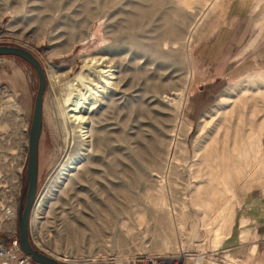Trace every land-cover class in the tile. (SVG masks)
<instances>
[{"label": "rangeland", "instance_id": "obj_1", "mask_svg": "<svg viewBox=\"0 0 264 264\" xmlns=\"http://www.w3.org/2000/svg\"><path fill=\"white\" fill-rule=\"evenodd\" d=\"M245 1L242 16V0H0V44L30 50L47 74L38 206L29 218L40 250L66 264H139L140 255L172 253L186 257L181 264H237L227 250L245 238L253 197L264 195V58L253 52L242 62V45L264 39V0ZM109 51L113 82L98 84L104 94L84 113L87 126L118 138L98 156L79 129L68 135L63 114L89 59ZM35 88L27 64L0 56V239L11 227L4 207L23 190ZM147 142L155 154L139 170ZM83 163L90 172L67 187ZM122 174L136 181L133 201L120 197L109 218L106 181Z\"/></svg>", "mask_w": 264, "mask_h": 264}, {"label": "bare ground", "instance_id": "obj_2", "mask_svg": "<svg viewBox=\"0 0 264 264\" xmlns=\"http://www.w3.org/2000/svg\"><path fill=\"white\" fill-rule=\"evenodd\" d=\"M175 26V25H174ZM172 27V26H171ZM170 29V28H169ZM177 29V28H176ZM175 30V29H174ZM174 30L170 31V35L172 33H174ZM164 32V31H163ZM168 32V31H167ZM176 32V31H175ZM71 34V33H70ZM174 35V34H173ZM172 36V35H171ZM175 36H177L175 34ZM174 36V37H175ZM164 37V36H163ZM178 37V36H177ZM68 39H72V34L68 37ZM161 39V38H160ZM159 39V40H160ZM163 39V38H162ZM168 39V38H167ZM170 39V38H169ZM173 39V38H172ZM180 39V38H179ZM171 40V39H170ZM178 40V39H175ZM166 41V40H165ZM161 42V40H160ZM175 42V41H174ZM173 42V44H174ZM177 43V41H176ZM158 46V44H157ZM156 46V47H157ZM159 49V48H158ZM156 50V49H155ZM110 51L108 52L107 56L103 53L101 55H99L96 58H90L88 61V64H86V67L88 68V71L85 72L82 75H79L77 77V81L74 85H72L73 88L71 95L68 97L67 99V106H66V111H64L63 114V123H64V128L66 130V132L69 135V130L71 128H73V130L75 129H79V132L81 134L80 136V140H82L81 144L84 145L85 142L89 141V148L98 154V156H100V154L105 151V149H108L109 151V144L112 141H117L116 138V134H112L109 132H106V129H104V127L102 126L100 129L97 128V130L94 127H89L87 126V121L88 119H90L88 116H86L85 110L88 107V105L92 104L94 101H97L98 97H101L104 94V87L103 85L107 84L109 85L111 83V81L113 80V78L115 77V68H116V59L114 60L113 57H110ZM47 76V74H46ZM80 81V82H79ZM113 82V81H112ZM102 83L103 85H98ZM163 97H166L163 96ZM168 97V96H167ZM167 99V98H166ZM164 98V100H166ZM168 100V99H167ZM171 101V100H169ZM173 103V102H172ZM111 108H114V105H111ZM75 128V129H74ZM157 131V130H156ZM155 135V134H154ZM158 135V134H157ZM142 136V135H141ZM141 136H138V139H142ZM156 136V135H155ZM119 137V136H118ZM157 137V136H156ZM122 138V137H121ZM124 138V137H123ZM118 139V138H117ZM150 139V138H149ZM153 138H151L152 141ZM161 139V138H160ZM123 140V139H122ZM143 140V139H142ZM120 141V140H119ZM154 141V140H153ZM80 143V142H79ZM152 143V142H151ZM158 143V141H157ZM114 144V143H113ZM112 144V145H113ZM156 144V143H155ZM129 146V145H128ZM132 146V144H131ZM144 146V145H143ZM162 147V145H161ZM117 147H111V150H116ZM144 148V147H142ZM154 148H156V146H154ZM158 148V147H157ZM161 149V148H160ZM130 151V150H129ZM138 151V150H137ZM159 151V150H158ZM114 152V151H113ZM139 152V151H138ZM118 153V152H117ZM130 153V152H129ZM154 150L152 147L149 146V143L147 142L144 151L142 153V156L138 158V165L140 166L141 169L139 170H144V165H143V159L144 157L150 159L151 156H153ZM102 155V154H101ZM132 155V154H131ZM130 155V156H131ZM140 155V152H139ZM133 156V155H132ZM116 157V156H115ZM134 157V156H133ZM135 158V157H134ZM111 161H109V167L113 165V158L110 159ZM115 160V166L117 167V161L116 158ZM129 160V159H128ZM133 160V159H132ZM89 161V160H88ZM131 161H129L130 163ZM136 162V160H135ZM128 163V164H129ZM71 164H73V162H70L66 165V167L63 168V175L67 174L69 171L68 169H70ZM87 164V163H86ZM85 163L82 164V166L80 167V172L77 173L76 175H74L73 177L68 179V185L67 187L70 188V186L77 182H81L82 181V176L85 175L86 173L88 174V172H90L88 169V167L86 166ZM93 164V162L91 163ZM133 164V163H132ZM130 165V164H129ZM134 165H136L134 163ZM89 166V165H88ZM131 173L132 172V168L131 165L129 166ZM134 168V166H132ZM137 167V166H136ZM108 168V167H107ZM109 169V168H108ZM130 170L127 167H123V171H126L128 173V175H131ZM68 171V172H67ZM111 171V169H110ZM135 171V170H134ZM65 172V173H64ZM67 172V173H66ZM136 172V171H135ZM140 172V171H139ZM138 172V173H139ZM92 173V172H91ZM144 173V171L142 172ZM96 174V173H95ZM113 174V172L111 173ZM142 175V174H141ZM145 175V174H144ZM88 177V176H87ZM90 177V176H89ZM130 177V176H128ZM127 176L122 174L121 180L119 181V183H114L111 181H106V188H108V192H107V196L106 198H104L105 200H101L106 202L107 199V207L105 206L104 208L100 205L98 206V208L101 209L103 211H107L108 214L107 215H112L113 212H117L118 210V200L124 198L125 200H130L131 198H133L132 196V192H133V185H132V180L133 176L131 179H128ZM136 177V176H135ZM138 177V175H137ZM145 177V176H143ZM91 178V177H90ZM89 178V179H90ZM142 179V178H141ZM140 180V179H139ZM84 182V181H83ZM88 182V181H87ZM91 182V180H90ZM94 182V181H93ZM92 182V183H93ZM86 183V182H84ZM83 183V184H84ZM136 183V181H135ZM82 184V183H81ZM87 185V183L85 184ZM94 185V184H93ZM75 186V185H74ZM101 186V185H100ZM73 187V186H72ZM136 187V186H135ZM102 189V188H101ZM72 190V189H71ZM74 191V190H72ZM78 192V191H76ZM99 192V191H98ZM136 192V191H135ZM75 194V191L73 192ZM84 193V192H83ZM86 194V193H85ZM84 194V195H85ZM100 196L101 193L99 192ZM87 196V195H86ZM73 197V196H72ZM102 197V196H101ZM122 197V198H120ZM138 197V196H137ZM77 198V197H76ZM86 198V197H85ZM133 201V200H130ZM162 201V200H160ZM123 203V202H122ZM138 203V202H136ZM161 203V202H160ZM120 205V204H119ZM122 205V204H121ZM124 205V204H123ZM162 205V204H161ZM85 207V206H84ZM131 207V204H130ZM121 208H124L121 206ZM150 208V207H149ZM148 208V210H149ZM88 209V208H86ZM99 209V210H100ZM89 211V210H88ZM151 211V210H150ZM152 212V211H151ZM150 212V213H151ZM152 214V213H151ZM81 215V213L79 214ZM83 215V214H82ZM108 216L109 218L111 217ZM115 215V214H114ZM87 218V217H86ZM112 219V218H111ZM109 220V219H107ZM87 221V219H86ZM90 222V220H88ZM108 222V221H107ZM88 223V222H87ZM70 224V223H69ZM70 226V225H69ZM90 226V225H89ZM103 226V225H102ZM215 239L218 240V235H215ZM167 255V254H165ZM175 258H180L181 256H184L183 254L179 253V254H174ZM186 258V257H185ZM56 259V258H55ZM200 259H202V257H197L195 258L196 261H200ZM185 260V259H184ZM183 260V261H184Z\"/></svg>", "mask_w": 264, "mask_h": 264}, {"label": "water", "instance_id": "obj_3", "mask_svg": "<svg viewBox=\"0 0 264 264\" xmlns=\"http://www.w3.org/2000/svg\"><path fill=\"white\" fill-rule=\"evenodd\" d=\"M12 55L27 64L36 76L30 120L27 130L26 161L24 184L17 209V239L20 251L28 255L36 264H66L36 250L30 243L27 231L29 210L35 195L37 170V143L42 123V98L46 86V73L38 59L30 50L22 46L0 44V56Z\"/></svg>", "mask_w": 264, "mask_h": 264}, {"label": "crops", "instance_id": "obj_4", "mask_svg": "<svg viewBox=\"0 0 264 264\" xmlns=\"http://www.w3.org/2000/svg\"><path fill=\"white\" fill-rule=\"evenodd\" d=\"M260 8H263L264 10V3H262V7L260 6ZM248 10L250 11V9L248 8V4L245 0H242V16L246 14ZM257 20L258 19H256V21ZM260 22L261 23L259 24L261 25V27H264V16L260 19ZM242 31H244L243 25ZM224 35L225 32L220 33L218 37L215 38V42L210 48L208 58L213 59L217 56L218 50L220 49L222 41L224 40ZM262 37H256L254 41L250 39L249 43L245 42V45H242V62L244 55L246 56V54H248V56H251L253 52L254 53L252 56H254L255 61H257V59L260 57L259 53H261L262 58H264V39L262 40ZM252 43L255 44V48H253V51L250 50V46ZM257 45H260V47L256 48ZM260 65H264V63ZM262 155L264 156L263 151ZM253 200L254 206L248 210L249 214H247L248 216L246 217V221L248 222L247 224L249 225L247 228L242 230L244 231L245 238L242 239V241H235V243L229 245L230 248L227 250L228 254L226 255V257L232 256V259L237 264H249V259H242V257H246L247 255H250L251 259L254 261V264H262L261 262H264V195L261 200H257L256 197H253ZM227 260L228 259L226 258L223 264L227 263ZM191 263L192 262L190 261H186V264Z\"/></svg>", "mask_w": 264, "mask_h": 264}, {"label": "built area", "instance_id": "obj_5", "mask_svg": "<svg viewBox=\"0 0 264 264\" xmlns=\"http://www.w3.org/2000/svg\"><path fill=\"white\" fill-rule=\"evenodd\" d=\"M24 161L21 164L18 173H20L21 169L24 168ZM18 186L17 189L19 191ZM22 195V191H21ZM20 193L18 192L16 195V200L14 204L7 205L4 207V217L6 220L10 221V229L8 231L7 237L5 239H0V264H36L32 261V259L28 256L23 254L18 246V239H17V229H16V220H17V209L18 204L21 199ZM37 195L35 194L34 199L32 201L30 210H29V216H28V222H27V231H28V237L30 240L31 245L38 251H41L42 253L46 254L45 251L42 249L40 250L39 247L36 246L34 242H32L30 238V232H31V225H30V213L33 209L38 206L36 204ZM48 255V254H46ZM50 256V255H48ZM53 257V256H51ZM185 256H181L180 258H175L174 254H168V255H159V254H148L145 256H138L137 261L139 264H181L183 262ZM54 258V257H53ZM58 260V259H57ZM60 261V260H58ZM63 262V261H61ZM64 263V262H63Z\"/></svg>", "mask_w": 264, "mask_h": 264}, {"label": "flooded vegetation", "instance_id": "obj_6", "mask_svg": "<svg viewBox=\"0 0 264 264\" xmlns=\"http://www.w3.org/2000/svg\"><path fill=\"white\" fill-rule=\"evenodd\" d=\"M40 137V136H39ZM39 139H38V143H37V170H36V186H35V194H36V190H37V181L39 180V174H40V169L42 167V161H41V157L39 154ZM22 184H21V188H22ZM23 189V188H22ZM35 196V195H34Z\"/></svg>", "mask_w": 264, "mask_h": 264}, {"label": "trees", "instance_id": "obj_7", "mask_svg": "<svg viewBox=\"0 0 264 264\" xmlns=\"http://www.w3.org/2000/svg\"><path fill=\"white\" fill-rule=\"evenodd\" d=\"M5 45H7V44H5ZM8 57H13V58H16V59H18L19 61L23 62L21 59H19V58L15 57V56L8 55ZM23 63H24V62H23ZM24 167H25V165H24ZM23 172H24V168H23Z\"/></svg>", "mask_w": 264, "mask_h": 264}]
</instances>
